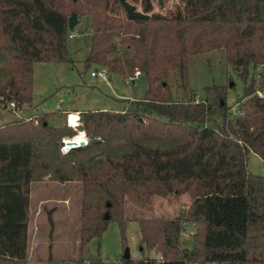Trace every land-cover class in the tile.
<instances>
[{"label":"trees","instance_id":"obj_1","mask_svg":"<svg viewBox=\"0 0 264 264\" xmlns=\"http://www.w3.org/2000/svg\"><path fill=\"white\" fill-rule=\"evenodd\" d=\"M140 1L141 10L128 0H0V104H31L35 64L69 61L74 12L91 17L87 63L119 75L140 70L149 82L132 110L81 112L79 129L91 141L67 155L61 139L76 130L52 125L51 114L0 126V238L8 252L0 264L29 260L31 184L44 173L82 183L79 262L115 220L124 246L127 223L137 221L140 250L160 255L123 264H264V175L249 169L251 152L264 161V0H181L183 10L170 16L154 12V0ZM220 48L247 83L239 111L224 85L207 88L214 104L176 99L166 78L187 88L189 57ZM184 194L186 211L147 215L157 198ZM187 223L196 226L193 249L182 247Z\"/></svg>","mask_w":264,"mask_h":264},{"label":"rangeland","instance_id":"obj_2","mask_svg":"<svg viewBox=\"0 0 264 264\" xmlns=\"http://www.w3.org/2000/svg\"><path fill=\"white\" fill-rule=\"evenodd\" d=\"M142 9L140 0H128ZM181 0H154V12L165 15L182 11ZM113 9L122 13L116 3ZM123 14V13H122ZM79 22L74 31L75 37L68 39L67 62H37L34 68V98L31 104L13 109L10 104H0V126L8 121L30 119L40 114H51L50 123L54 126L65 123L67 115L74 109H99L121 111L135 108V101L144 98L149 82L141 74L135 83L126 84L129 75H119L109 68L87 63L86 52L90 39L91 17L78 14ZM73 31V30H70ZM105 69L107 78L92 76V72ZM259 70L251 66V77H257ZM189 85L182 89L172 77L166 81L171 84L175 98L185 100L194 96L199 100L208 99L212 104L214 93L208 92L211 85H224L228 90V104L233 112L239 111V98L247 83L240 71L228 63L225 49L198 53L189 57ZM73 109V110H68ZM68 110V111H66ZM61 152V150H60ZM62 154V153H61ZM249 169L254 174L264 175V161L255 152L249 155ZM30 194V220L28 224V262L27 264H88L93 258H101L106 264H123L126 248L132 258H160L155 251L140 250L141 229L137 221H129L125 236L127 246L122 242V229L117 221H111L99 238L92 239L83 248V262H79V225L83 188L80 181L62 182L54 175H40L32 182ZM191 203L187 194L179 198H157L153 212L147 215L174 217L186 211ZM131 212L138 208L128 202ZM196 226L187 223L182 233V247L193 249V234ZM0 238V252H7ZM8 253V252H7Z\"/></svg>","mask_w":264,"mask_h":264},{"label":"built area","instance_id":"obj_3","mask_svg":"<svg viewBox=\"0 0 264 264\" xmlns=\"http://www.w3.org/2000/svg\"><path fill=\"white\" fill-rule=\"evenodd\" d=\"M77 32L70 31L69 38L75 37ZM92 76H101L107 78V72L105 69H101L98 72L93 71ZM141 75V71L137 70L133 76H127L125 82L126 84L135 83V80ZM10 106L14 109L15 103H10ZM75 114V119L72 121V116ZM66 124L76 130V134L70 136H64L61 139L60 150L62 155L69 154L74 148L85 147L90 144V137L87 132L83 129H79L82 125V116L80 111H70L66 118Z\"/></svg>","mask_w":264,"mask_h":264},{"label":"water","instance_id":"obj_4","mask_svg":"<svg viewBox=\"0 0 264 264\" xmlns=\"http://www.w3.org/2000/svg\"><path fill=\"white\" fill-rule=\"evenodd\" d=\"M79 22V19H78V15L76 12H74L70 17H69V29L70 30H74L76 24ZM84 117V114H82V118ZM105 218L106 219H109L110 218V214L107 212L106 215H105ZM131 253H130V249L129 248H126L125 250V254H124V258L125 259H129L131 258Z\"/></svg>","mask_w":264,"mask_h":264},{"label":"crops","instance_id":"obj_5","mask_svg":"<svg viewBox=\"0 0 264 264\" xmlns=\"http://www.w3.org/2000/svg\"><path fill=\"white\" fill-rule=\"evenodd\" d=\"M99 109H105V108H99ZM68 110H73V109H68ZM66 110V111H68ZM89 110H96V109H89ZM88 109H74V111H80V112H83V111H89ZM33 184V183H32ZM31 184V185H32ZM32 189V187H31ZM78 241H79V237H77Z\"/></svg>","mask_w":264,"mask_h":264},{"label":"bare ground","instance_id":"obj_6","mask_svg":"<svg viewBox=\"0 0 264 264\" xmlns=\"http://www.w3.org/2000/svg\"><path fill=\"white\" fill-rule=\"evenodd\" d=\"M75 119V114H73V116H72V121Z\"/></svg>","mask_w":264,"mask_h":264}]
</instances>
